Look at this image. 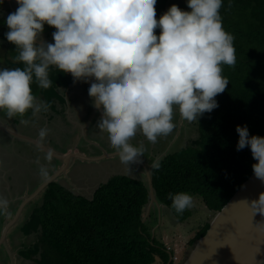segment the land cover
<instances>
[{"label":"clouds","instance_id":"9594fccd","mask_svg":"<svg viewBox=\"0 0 264 264\" xmlns=\"http://www.w3.org/2000/svg\"><path fill=\"white\" fill-rule=\"evenodd\" d=\"M157 2L16 0L18 8L4 21L5 39L15 46L22 67L0 68V112L8 119L46 113L50 105L34 94L33 85L51 88L50 70L56 68L74 82L90 84V106L101 113L97 128L125 169L143 163L144 146L131 142L137 134L155 144L173 133L177 111L192 123L219 108L216 97L230 84L224 66L234 67L237 60L235 37L223 25L224 0H186L189 10L173 4L159 19ZM46 25L55 29L54 43L44 39ZM236 132L237 151L250 149L253 175L264 181V136L251 135L247 125H237ZM48 134L40 129L38 150ZM53 158L47 152L45 159ZM39 171L49 177L47 167ZM169 199L178 214L194 205L187 192L170 193ZM248 203L254 215L264 216V193ZM8 209V199L0 195V216Z\"/></svg>","mask_w":264,"mask_h":264},{"label":"trees","instance_id":"16d2710c","mask_svg":"<svg viewBox=\"0 0 264 264\" xmlns=\"http://www.w3.org/2000/svg\"><path fill=\"white\" fill-rule=\"evenodd\" d=\"M171 5L170 0H158L157 19ZM221 15L225 29L235 37L236 64L224 66L230 84L216 97L219 108L200 118L199 138L192 147L167 153L159 167L152 168L157 198L173 215L178 213L169 194L178 192L199 196L211 213L221 211L253 175L256 163L249 148L237 151V125H247L251 135L264 136V0H224ZM17 54L13 45L11 56ZM50 78L49 89L33 85L34 94L48 102L58 98L59 88L74 82L70 74L54 68ZM42 196L43 205L25 229L40 232L35 249L41 251L39 264L169 263L168 247L153 238L148 220L143 222L149 202L144 181L114 176L92 200L54 182ZM188 217L178 215L175 221L185 223ZM209 227L210 222L196 232L190 246L194 248Z\"/></svg>","mask_w":264,"mask_h":264},{"label":"crops","instance_id":"0c3cea01","mask_svg":"<svg viewBox=\"0 0 264 264\" xmlns=\"http://www.w3.org/2000/svg\"><path fill=\"white\" fill-rule=\"evenodd\" d=\"M3 8L4 5L0 7V68H12L17 63L15 58L2 51V47L9 45L5 39L7 28L2 26L7 18ZM87 90V84L78 82L68 88H59V98H55L51 102L38 97L42 102L50 105L49 110L40 114L39 117H33L29 113L23 118L8 119L6 113L0 112V161L4 162V168L0 171V195L9 201L8 213L0 216V238L4 228L12 221L22 202L27 201L37 192L45 180L63 166L62 162H59L55 157L51 162L47 161L45 159L47 153L44 150H38V133L41 128L49 130L43 145L58 154L89 153L90 156L98 157L103 153L115 151L110 145L106 133L97 128L96 120L100 114L91 108V99ZM176 118L177 113L174 120ZM181 123L182 120H179V128ZM27 138L35 141H30ZM169 140L168 138L164 142L161 137L157 143L153 144L147 141L142 134H137L131 142L138 146L142 144L145 149H150L153 146L155 148L154 154H160L166 148H170L169 144L176 143ZM179 140L178 138L177 141L179 142ZM109 161L113 163V166L119 168L112 173L126 175L145 182L143 169H132L126 173L124 171L126 170L125 166L121 164L120 160L111 159ZM99 163H84L80 160H73L69 170L56 182L67 191L86 197L88 194L85 192L90 193L94 187L103 183L102 181L106 182L115 176L101 172L95 173L94 170L89 169L90 166H97ZM41 166L49 169L48 178H43L40 175ZM120 168H122L121 171H119ZM102 176L104 177L102 178ZM89 189L90 191H88ZM42 194L43 192L22 210L19 221L9 230L5 247L0 250V264H38V256L30 257L22 254L24 252L23 247L31 248L37 242V234H30L25 237L23 227L30 220L34 209L43 205ZM164 209H166L165 206L162 211ZM159 214L161 216L162 212Z\"/></svg>","mask_w":264,"mask_h":264},{"label":"water","instance_id":"95a60500","mask_svg":"<svg viewBox=\"0 0 264 264\" xmlns=\"http://www.w3.org/2000/svg\"><path fill=\"white\" fill-rule=\"evenodd\" d=\"M10 3L12 11L15 12L18 8L16 0H10ZM87 85L90 86V84ZM29 140L35 141L34 139ZM42 147L46 153L52 151L55 159L62 162L63 166L45 180L37 192L27 201H24L14 220L7 224L3 239L7 237L9 230L19 221L21 212L27 204L25 202L34 200L57 179L63 177L69 170L73 160L96 163L118 155L117 153H106L101 157H89L74 152L58 154L44 145ZM139 165L146 172L147 181L145 183L149 190V202L145 208V218L143 220V222H146L154 209L157 208L161 213L164 206L159 202L154 188L153 166H147L144 162ZM101 185L98 186V189ZM95 192L90 200L93 199ZM261 193H264V181L252 175L221 211L214 212L206 235L198 240L183 264H264V216L254 215L248 203L253 199H258ZM168 254L170 257L168 264H172L174 254L171 251H168Z\"/></svg>","mask_w":264,"mask_h":264},{"label":"rangeland","instance_id":"374dc122","mask_svg":"<svg viewBox=\"0 0 264 264\" xmlns=\"http://www.w3.org/2000/svg\"><path fill=\"white\" fill-rule=\"evenodd\" d=\"M170 1L172 5L177 4L182 9L189 10L187 8L186 0ZM45 28L49 27L46 25ZM10 46H12V44ZM176 113L177 118L174 120L176 124V128L173 131L174 135L170 134L169 136H167L170 139L169 141H174L176 143L173 144V147L171 150H169V153H174L183 148L192 147L191 143L199 138L200 119L199 122L189 123L180 117L178 111ZM179 120H182L180 128L178 124ZM178 138L180 139L179 142L177 141ZM89 169L94 170L95 173L101 172L102 174L107 173V175H110L115 170L114 167L112 168V166L100 167L98 165L90 166ZM117 170L118 169H116L115 171ZM124 171L126 173H129V171L127 170ZM143 179L147 181V178L144 175ZM108 181L109 180H107V182ZM102 182V184L106 183L104 181ZM88 191H90V189ZM192 196L194 200L193 207L186 210L183 214H178L180 218L186 217V215L189 216V219L187 218V222L179 224L177 221H175L178 220V215L171 214V211L167 209H164L160 216L157 208L151 212L148 220L150 226L152 227L153 238L158 237L166 247L170 248L171 251H173L177 255L178 261L175 262V264H183L185 262L193 249V247L190 246L191 239L195 236L196 232L200 231L206 224H208V222H210L214 216V213H211L206 209L202 199L199 196Z\"/></svg>","mask_w":264,"mask_h":264},{"label":"flooded vegetation","instance_id":"af4514ba","mask_svg":"<svg viewBox=\"0 0 264 264\" xmlns=\"http://www.w3.org/2000/svg\"><path fill=\"white\" fill-rule=\"evenodd\" d=\"M11 3H10V0H4V3L0 6V7H2L3 5H4V8H3V10H4V12H5V14L6 15H8L9 13H12L13 11H12V7H11V5H10ZM6 20V19H5ZM2 26L4 27V26H6V24H2ZM49 27V26H48ZM6 28H7V26H6ZM46 30H45V33H44V39H47V40H49L50 42H52V43H54V41L52 40V33L55 31V29L54 28H45ZM7 31H8V28H7ZM157 34L159 35V29H157ZM9 45L8 46H5V47H2V51H4V52H6L8 55H11V51H12V49H13V45L12 46H10L11 44L10 43H8ZM9 47V48H8ZM9 51V52H8ZM54 69H56V68H54ZM75 83H78V82H73V84L72 85H74ZM86 84V83H85ZM88 86V85H87ZM90 86H88V88H89ZM88 91V90H87ZM99 114H101L100 112H99ZM160 140V138L158 139V141ZM162 140L165 142V141H167L168 140V137H162ZM157 143V142H156ZM169 143V142H168ZM175 144V143H174ZM170 146V148L169 149H165L163 152H161L160 154L158 153V154H154V150H155V148L153 147V146H151V148L150 149H145V152H144V156H143V162L145 163V162H147V163H145L146 165L150 162V164H148L147 166H154V165H156L161 159H163V157H165V154H167V153H169V150H171L172 149V147H173V145L172 144H169ZM157 146V145H156ZM180 147V146H179ZM77 148L75 147V150H76ZM72 153V152H71ZM75 153V152H74ZM108 153H110V154H116L117 153V151L115 150L114 152H108ZM155 153H156V151H155ZM80 154H83V153H80ZM89 154V153H88ZM88 154H83V155H86V156H89V157H95V156H90V155H88ZM104 155H106L105 153H103L102 155H100V156H98V157H101V156H104ZM111 159H116V160H119V156L118 155H116L115 157H112V158H107V159H105V160H103V161H100V163L98 164V166H112V168L114 167V169L116 170V169H119L117 166L115 167V166H113V163H111V161H109V160H111ZM150 160V161H149ZM81 162H84V161H82V160H80ZM84 163H87V162H84ZM153 164V165H152ZM137 168H141V169H143L139 164H134V165H132L131 166V170L132 169H137ZM122 170V168H120V170L119 171H121ZM130 170V171H131ZM144 170V169H143ZM145 174V175H144ZM112 175H115V176H126V175H121V174H116V173H111V176ZM143 175L146 177V172H145V170L143 171ZM104 176H102V178H103ZM112 177H114V176H112ZM111 177V178H112ZM110 178V179H111ZM109 179V180H110ZM58 180V179H57ZM56 180V181H57ZM55 181V182H56ZM57 183V182H56ZM102 183H100L99 185H101ZM99 185H97L96 187H94L93 188V190L90 192V193H87V192H85L86 194H88L85 198H88V199H91L92 198V196H93V193L95 192V191H97L96 189H98V186ZM73 194H75L76 196H81V195H78V194H76V193H74V192H72ZM82 197V196H81ZM33 201V200H32ZM32 201H30V202H32ZM30 202H25V204H26V206L30 203ZM24 203V201L22 202V204ZM22 204L19 206V208H18V210H17V212L15 213V216H16V214L18 213V211L20 210V208H21V206H22ZM25 206V207H26ZM24 207V208H25ZM23 208V209H24ZM38 208H40V207H37V208H35L34 209V212L38 209ZM34 214V213H33ZM33 214H32V216H33ZM15 216H14V218H15ZM32 216H31V218H32ZM14 218L12 219V221L14 220ZM31 218H30V220H31ZM30 220L28 221V223L30 222ZM12 221H10V222H12ZM28 223L23 227V233H24V235H25V237L27 236V235H30V234H37V236H36V244L34 245V246H32L31 248H28V247H23V250H24V252L22 253L24 256H33V255H36V256H38L39 257V261H40V259H41V251H40V253L38 254V253H35V249L37 250V247H38V244H39V238H40V232H31V233H28V232H26L25 231V229H26V227H27V225H28ZM6 228V227H5ZM5 228H4V230H5ZM4 230H3V232H2V236H1V238H0V250H2V249H4V247H5V240H7L8 239V234H9V232L7 233V237L5 238V239H3V233H4ZM22 248V247H21ZM22 251V250H21ZM39 261H38V264H39Z\"/></svg>","mask_w":264,"mask_h":264}]
</instances>
